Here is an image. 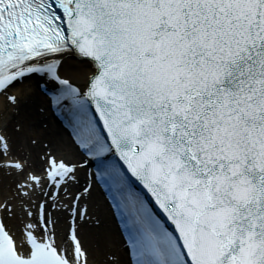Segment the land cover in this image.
<instances>
[{
    "label": "snow or ice",
    "instance_id": "obj_1",
    "mask_svg": "<svg viewBox=\"0 0 264 264\" xmlns=\"http://www.w3.org/2000/svg\"><path fill=\"white\" fill-rule=\"evenodd\" d=\"M35 94L75 158L17 145ZM0 264H264V0H0Z\"/></svg>",
    "mask_w": 264,
    "mask_h": 264
},
{
    "label": "bare ground",
    "instance_id": "obj_2",
    "mask_svg": "<svg viewBox=\"0 0 264 264\" xmlns=\"http://www.w3.org/2000/svg\"><path fill=\"white\" fill-rule=\"evenodd\" d=\"M33 101L23 107L20 111V113L13 117V120H21L24 124V130L21 133H15L12 130V123H9V130L10 133L15 137L17 145L23 150L28 148L27 145V137L28 136H38L43 139H47L53 143L55 147H57L61 151H70L71 145L67 141V139L64 136V133L59 131L58 128L52 123L48 130H44L40 128V123L46 124V121L40 120L41 117H46L47 114L41 113L39 114L37 111L39 107L45 105V100L43 97H41L39 94H35L32 97ZM36 149H32L33 156L35 155ZM97 197L96 193L93 195L92 199H95ZM93 207L90 206V209ZM93 214L99 216L102 220V228L101 232L98 234H91L88 237H83L86 246L89 248H92V245L95 244L96 248L91 249L95 251L96 256L95 259L97 261L102 262V256L105 251H114L119 252L121 256H123V253L119 251L118 247L119 244L117 241H114V237L116 238V235L114 231H112L110 226H106V210L105 206L101 203L99 204V207L97 210H95ZM105 231V232H104ZM87 234V230L84 232Z\"/></svg>",
    "mask_w": 264,
    "mask_h": 264
}]
</instances>
